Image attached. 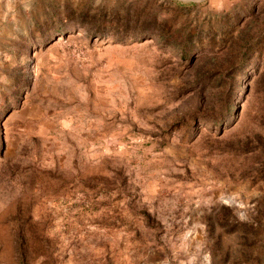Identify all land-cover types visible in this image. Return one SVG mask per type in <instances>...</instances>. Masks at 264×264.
<instances>
[{
	"label": "rangeland",
	"instance_id": "obj_1",
	"mask_svg": "<svg viewBox=\"0 0 264 264\" xmlns=\"http://www.w3.org/2000/svg\"><path fill=\"white\" fill-rule=\"evenodd\" d=\"M0 264H264V0H0Z\"/></svg>",
	"mask_w": 264,
	"mask_h": 264
}]
</instances>
